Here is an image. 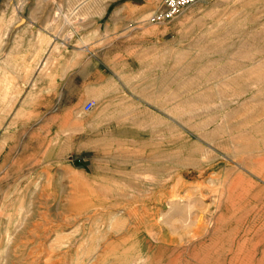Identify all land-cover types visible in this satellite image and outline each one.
Segmentation results:
<instances>
[{
	"label": "rangeland",
	"instance_id": "rangeland-1",
	"mask_svg": "<svg viewBox=\"0 0 264 264\" xmlns=\"http://www.w3.org/2000/svg\"><path fill=\"white\" fill-rule=\"evenodd\" d=\"M124 1L0 0V264H264V0L169 21L173 82L133 51L138 74L110 79L122 99H67L60 116L21 100L6 56L20 26L64 50L108 44L105 9ZM138 1L129 29L158 30L162 0Z\"/></svg>",
	"mask_w": 264,
	"mask_h": 264
},
{
	"label": "crops",
	"instance_id": "crops-1",
	"mask_svg": "<svg viewBox=\"0 0 264 264\" xmlns=\"http://www.w3.org/2000/svg\"><path fill=\"white\" fill-rule=\"evenodd\" d=\"M144 3L128 0L118 6H107L104 14L106 21L100 24V29L107 32L103 40H113L108 44H88L81 47L69 44L64 50L60 47L63 44L56 42L52 31L40 30L37 34L29 26H20L14 34L13 43L7 48L6 56L12 59L15 85L23 88L21 100L35 95L50 101V106L40 113L45 116H60L66 114L65 109L57 105L67 99L87 100L86 102H95L94 99L97 98L122 99L124 97L120 95L118 87H113L110 79L116 78V83H120L121 76L138 74L143 65L138 63V57L127 55L133 51L150 53L148 65L153 74L159 76L156 70L166 69L167 82H173L176 52L173 24L169 21L153 23L160 27L158 30L151 27L144 31L129 29L138 22L129 17V11ZM147 13V9H141L135 18L139 19V16ZM90 47L94 48L90 50ZM100 52L103 54L99 55ZM178 60L182 61L178 66H185L190 62L185 55H179ZM33 84L36 86L33 87Z\"/></svg>",
	"mask_w": 264,
	"mask_h": 264
},
{
	"label": "built area",
	"instance_id": "built-area-1",
	"mask_svg": "<svg viewBox=\"0 0 264 264\" xmlns=\"http://www.w3.org/2000/svg\"><path fill=\"white\" fill-rule=\"evenodd\" d=\"M200 0H162L160 10L157 11L150 19L154 24H160L167 21L173 20L186 8L197 4ZM95 103L93 101L86 102L82 111L87 113L90 112Z\"/></svg>",
	"mask_w": 264,
	"mask_h": 264
}]
</instances>
